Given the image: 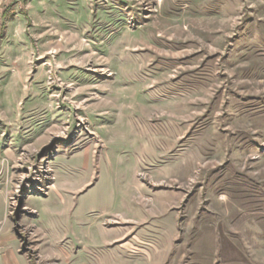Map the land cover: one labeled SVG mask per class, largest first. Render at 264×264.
I'll use <instances>...</instances> for the list:
<instances>
[{
    "label": "rangeland",
    "instance_id": "obj_1",
    "mask_svg": "<svg viewBox=\"0 0 264 264\" xmlns=\"http://www.w3.org/2000/svg\"><path fill=\"white\" fill-rule=\"evenodd\" d=\"M0 264H264V0H0Z\"/></svg>",
    "mask_w": 264,
    "mask_h": 264
}]
</instances>
